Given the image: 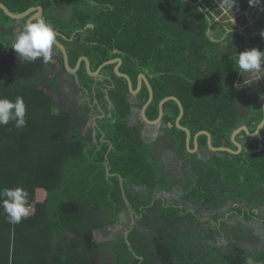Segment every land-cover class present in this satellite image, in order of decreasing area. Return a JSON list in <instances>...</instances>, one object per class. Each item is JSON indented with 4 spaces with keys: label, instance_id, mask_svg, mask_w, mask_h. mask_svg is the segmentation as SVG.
Returning <instances> with one entry per match:
<instances>
[{
    "label": "trees",
    "instance_id": "16d2710c",
    "mask_svg": "<svg viewBox=\"0 0 264 264\" xmlns=\"http://www.w3.org/2000/svg\"><path fill=\"white\" fill-rule=\"evenodd\" d=\"M217 1L0 0V3L14 14L42 7L46 22L57 33V41L67 46L65 42L72 40L74 44L68 45L77 48L72 50L75 54L70 58L71 68L81 56L77 51L79 45L85 50L88 45L89 56L95 59V69L106 61L122 59L120 71L131 75L134 90L138 75L146 74L154 92L153 102L146 110L150 121L158 119L163 99H179L184 108L180 125L191 132V149L195 148L194 137L206 131L211 134L214 147L237 151L232 142L233 132L247 126L253 133L263 121L264 86L254 93L238 86L241 74L235 61L239 52L250 49L248 44H259L256 48L264 51V37L250 39L236 30L225 35L226 31L220 30L222 26L212 33ZM237 5L234 7L238 12H245L250 6L248 0H237ZM11 22V26L8 25ZM17 22L0 9V98L14 101L22 96L30 111L26 112L31 114L38 106L37 99L44 98L43 93L38 91L37 99L32 100L17 93L13 84L22 87L48 81L50 69L48 62L42 59L5 62V57L13 56L10 39H14L13 24ZM60 61L61 67L54 77L67 73L62 57ZM114 67H105L114 75V86L111 85L109 91L112 109L104 119L106 140L110 142L98 141V145L86 147L85 151V145H81L79 152L76 148L72 155H68L65 144H60L64 147L63 153L59 149L57 158L50 159L48 154L38 156L28 145L14 143L17 132L25 134L14 122L0 126V191L22 187L35 209L19 224H11L0 206V264H72L69 251L75 249L68 248L69 227L78 230L76 237L82 241L83 252L95 253V259L89 264H248L250 259L255 263L264 261V252H252L242 244L245 238L250 239L243 230L225 232L228 227L219 213L229 199L237 201L230 215H242L246 220L258 216L255 211L239 208V203L264 206V130L258 138H251L245 132L236 137L239 144L253 151L262 144L261 152L212 153L211 159L206 161L187 151L186 133L175 125L180 108L176 102L168 101L163 106L164 117L158 124L168 140L165 142L162 135L163 141L158 142L165 151L176 152L187 167L181 181L177 182L167 175L154 145L144 139L143 126L147 125L144 119L139 117L137 124L132 123L149 98L147 86L144 85L136 99L132 98L127 80L118 77ZM79 72L86 74L84 64ZM80 84L89 90L93 85L85 83L84 79ZM64 119L56 122L58 128L64 130L63 134H69L70 124ZM51 121L44 117L46 126ZM169 124L173 127L169 128ZM48 140L50 144L52 139L48 137ZM198 144L201 150L206 149L207 136H200ZM76 145L79 144L73 146ZM107 170L112 176L107 175ZM120 178L129 206L122 194ZM175 182L183 184L182 200L205 202L206 210L214 212L213 226L206 236H196L188 224L182 227L186 224L183 216L192 223L198 220L192 212L177 204L170 203L153 211L150 207L155 200L142 203L144 192L158 188L167 190ZM40 188L47 192L43 202L38 198L37 189ZM129 207L136 217L135 224L129 216ZM120 208L130 219L128 234L96 243L95 231L116 225ZM150 216L154 218L153 229L141 230L140 226L152 221L148 219ZM215 231L232 239L229 248L222 249L216 244Z\"/></svg>",
    "mask_w": 264,
    "mask_h": 264
},
{
    "label": "rangeland",
    "instance_id": "374dc122",
    "mask_svg": "<svg viewBox=\"0 0 264 264\" xmlns=\"http://www.w3.org/2000/svg\"><path fill=\"white\" fill-rule=\"evenodd\" d=\"M215 7H216V12L214 13V16H215V18L220 20L221 25H222V27H220V30H222V31L225 30L226 33H228L229 30L241 31L248 36H253V35L259 34V32L255 26L252 27L253 25H250L251 23L250 24L246 23L247 19L245 18V14L241 15V13L238 12V15H239L238 16L236 11H235L236 9L234 7H233V12H232L226 6L220 4L219 0L215 3ZM67 14H70V11ZM11 24H12V22L8 25L11 26ZM23 25H25V24L21 25L19 22H17L15 24H13V27L15 28V30L17 29L19 31V30H22ZM14 34H16V33L14 32ZM14 37H15V35H14ZM214 37H215V34H214ZM13 40L14 39H10L11 43ZM65 44L67 45L65 47H66V49H68L67 50L68 53H70L71 56H74L75 53L72 50H76L77 48L72 47L71 45H68L67 42H65ZM76 44H79V43H76ZM71 47H72V49H71ZM85 47H86L85 55H89L90 54V51L88 49L89 46L86 45ZM12 54H13V56H9V57L4 58L6 63H11V62H14L15 60H20V58L16 55L14 50L12 51ZM50 62H48L49 66H50ZM52 62H54L53 63L54 64L53 69H51L52 73H49V75H51V77H53V75H56L59 71V69H58L59 64L57 61V57L54 58ZM85 70H86V74H83V75H85V77L88 78L91 83H93V79L95 82V78L93 76H91V74H89V72L87 70V66H85ZM92 71L96 72L95 69L94 70L92 69ZM2 76H5V73L2 74ZM59 76L60 77H56V78H58L57 79L58 80L57 86H55V85L53 86L49 82L42 83L40 85L36 84V85H32V86H22V87L18 86V84H13V87L17 93L22 94V95H27L32 100H34L35 98L37 99L36 94L38 91H39V93H41L40 91H44V93H43L44 98H41V100L37 99V100H39V103L37 106L38 109L35 106L34 108L37 109L36 111H34V108H33L31 114L28 113V112H30L28 110H27L28 112H26V120H27V122H29L28 126L31 125L32 127L28 128V126H25L23 128L24 133H25L23 136L20 132H17V134L15 135L14 143H17L16 145L21 144V146H23V147H26L28 145V146L32 147V152L37 153L38 156L46 157L48 154L47 158L49 157L50 159L51 158H54V159L57 158V154L59 155V152H58L59 149H60V152H62V153L64 151L63 150L64 147H62L60 145H57V147H56V145H54L52 141L49 144V140H48V137L51 138V136L54 135L56 129L59 130V128H58L59 125L57 124V126H55L52 123H48V125L46 126V122H44V117H49V119H51V106H52V100L54 97V94L52 93L54 91H52V90L54 87H56V88L59 87L60 90H64L67 88L70 91L69 96H71V98H74L77 94L76 90L78 88V86H77L78 84H77L76 79L74 81V80H72V78L69 75H66V74H61ZM249 78H250L249 74H247V73L241 74L239 79H238V83H239L238 86H242L245 84L246 86L251 88V90L253 89L254 91L251 93H254L255 91H258V88L261 86V82L264 79L262 78L259 81H253L251 83H248ZM79 84H80V82H79ZM146 86L148 89L149 86L147 83H146ZM93 87L94 86L92 85V88ZM40 97H42V96H40ZM76 97H77V100H79V103L84 102L83 96L80 98H78V96H76ZM86 97H88V96H86ZM132 98L136 99V96L133 95ZM56 101H57V97L56 98L54 97V103ZM68 102H69V100H68ZM130 102H131V100H130ZM263 103H264V100H263ZM159 107H160V104H159ZM138 118H139V115L137 116V118L133 119V122L138 123L139 122ZM168 127L171 128L170 124ZM143 130H144L143 131L144 139L147 142H151L154 145V148L158 149L159 159L162 162L163 168L167 170V175L171 176L172 179L173 178L176 179L177 182H180L182 179V176H184L185 171L187 170V167H184V162H183L182 158H180L176 152H174L173 150L165 151L164 149H162L160 151L162 145L161 146L156 145V143L158 144L159 136H160V138L162 137V135H161L162 131L160 130V126H151V125L147 124L146 126H143ZM163 137H165L164 141L167 142L168 135H163ZM43 141H45L44 146L42 145ZM152 141H156V142H152ZM5 144L10 145V143H5ZM49 146H50V148H49ZM2 147L4 148V146H2ZM76 151L79 152V150H76ZM187 151L189 152L188 149H187ZM212 153H214V152H212L211 150L206 148V149H203V150L200 149L199 151H197L196 155L200 159L209 161L211 159V155H213ZM177 182L172 184L167 190H163V189L158 188L154 191L144 192L143 195L141 196L142 203L148 204V203H151L155 200L154 204L150 207L153 211H159L164 205H168L170 203H175L178 206H180L183 210H185L187 212H192L198 220L196 223L195 222L192 223V222H189V220L183 216L184 221L186 223L185 225L182 226L183 228L188 224V226L194 231V233L198 237H199V235H206L208 232H211V229L213 226V223L211 220H212V216H213L214 212L206 210V203L205 202H198V203L196 202L195 203V202H191V201L186 202V201L182 200L181 196L185 190H184L183 184L177 183ZM46 194H47V192H46ZM126 199H127V197H126ZM124 200H125V198H124ZM235 202H237V201H235L233 199H229V200L224 202V206L219 212L221 217L226 218L223 223L226 224V226L228 227L227 229H231L233 231L243 230L245 236H248V238L253 239V241H250V240L248 241L245 238L246 242L244 241L242 243L250 251H252V252H256V251L264 252V206H259L256 203L248 204L245 201L243 203H239L240 204L239 208H241V209H247V210H251V211H255V212H256V210H258L257 211L258 218H252L251 220H246L245 216L239 215V216L233 217V216L229 215L232 207H234V205H236ZM126 204L128 206L130 205L128 199H127ZM128 213H129L130 218L132 219V223H134V224L137 223L136 219H135L136 217H135V215L132 212V209L130 207L128 209ZM148 219L152 220V221L150 222L148 220L150 222L149 225L144 224L143 226H140L141 230L144 231L146 229H148V230L153 229L152 223H153L154 218L150 216ZM129 223H130V219L128 217V214L120 208L119 213H118L117 223L115 226H109L104 231L102 230L101 232L95 231L96 243H102L103 240L110 241L114 238L116 239V238H122V237L126 236L128 234L127 226L129 225ZM77 231L78 230H76L75 228L72 229L69 227V229H68V235H67L68 248L69 249H75V250L69 251L70 256H71L70 257L71 263L72 264H89V261L95 259V253L93 252L91 254V253H84L83 252L84 249H83L82 241H81V239H78L76 237V234H78ZM214 235H215L216 244L220 248L227 249L232 244V239L229 238L228 236H226L224 233H221L219 231H215ZM73 238H75V240L73 242H69ZM29 243L32 244V242H29ZM99 260H100V258L97 257L96 261L99 262ZM93 264H94V262H93ZM248 264H255V263L253 262L252 259H250Z\"/></svg>",
    "mask_w": 264,
    "mask_h": 264
},
{
    "label": "flooded vegetation",
    "instance_id": "af4514ba",
    "mask_svg": "<svg viewBox=\"0 0 264 264\" xmlns=\"http://www.w3.org/2000/svg\"><path fill=\"white\" fill-rule=\"evenodd\" d=\"M36 13H37V10L32 12L31 14H29V16H27L26 18L19 20L18 22L21 25L27 24L28 20L30 18L34 17ZM38 17L43 18L46 21V17L44 15V12L42 13V15H40ZM35 20H33L32 22H34ZM55 33H56V31H55ZM66 40H69V39L66 38ZM67 43L68 44H71V43L74 44L72 42V40H69V42H67ZM61 44L63 45V43H61ZM55 48L53 50V58H52L51 62L53 61L54 58L57 57V61L59 64L58 69H59L61 67L60 58L61 57L63 58V54H62L61 50L56 45H55ZM64 48L67 52L68 59H69V66H70V58L73 56H71L70 53H68L65 46H64ZM77 51L81 54L80 58L77 60V64L80 62L81 59L85 58L89 62L91 72H93L92 69L93 70L95 69V59L91 58L89 55H85V49L83 46L79 45V48ZM116 59H120V58H116ZM116 59H112V60H116ZM112 60H109V61H112ZM51 62H50V66H49V63L47 66L50 69L48 71L49 73H52L51 69H53V65H54L53 64L54 62H52V63ZM107 62L108 61H106L103 64L96 67L95 70H96V72H99V74L95 77V82L93 79L92 84L94 87L91 88V90H89L88 88H85V86H82L81 84H79V82L83 79H84L85 83H87V84L90 83V81L85 77V75H83V73L79 72L82 64H84V66H87V63L85 60L81 61L80 68L77 71V75H76L77 78L75 77V75L70 74L66 70L67 71L66 75H69L72 78V80L74 79V81L76 79L77 84H78L77 85L78 88L76 90V93H77L76 96H78V98L83 96L84 97L83 103H79V100H77L76 96L74 98H71V96H69L70 91L67 88L64 90H60L59 87L58 88L54 87L52 90V91H54L52 93L55 94V96L57 97V101L55 103L52 101V106H51V119H52V121H51V123L53 125L57 126V124H58V122H56L57 119L62 120L63 118H66V119H64V121L69 122L70 130L68 131L69 134H63L64 130L59 129V130H61V133H60L56 129L54 135L51 136V139H52L53 144L56 145V147H57V145L65 144L66 145L65 148L69 152L68 155H71L72 152L75 151L76 148H77L76 150H79L81 145H85V148H84V151H85L89 147H94L95 145H98L97 144L98 141L110 142L109 140H106L107 132L104 128V119L106 118L107 113L112 109V103L110 102L111 101V95H110L109 91L112 90L111 85L114 86V78H113L114 75L112 73H110L108 70L106 71L105 67L109 66V65H105ZM63 63H64V58H63ZM77 64L72 69H75L77 67ZM122 64H123V60H122ZM122 64H121V66H122ZM110 65L115 66L114 72L116 73V67H117L118 63L110 64ZM121 66L119 67V71H120ZM64 67H65V65H64ZM70 68H71V66H70ZM96 72H93V73H96ZM63 74H65V73H63ZM122 74H126L129 76V78L132 82V87L134 88V81H133L131 75L126 73V72L122 73ZM140 75L141 74H139L137 77V85H136L135 91L139 90ZM142 75H144L146 77L148 84L151 86V83L148 80L147 75L146 74H142ZM49 76H50V79L48 81L46 80L42 83L49 82L53 86L54 85L57 86V81H58L57 79L58 78L54 77L55 75H53V77H51V75H49ZM57 77H60V76L57 75ZM107 81H108V83H107ZM42 83H39V85ZM144 85L146 86V82L142 80V88L140 89V92L137 94H135V93H132V94L135 96H137L138 94H141L142 90L144 89ZM128 86H129V84H128ZM151 88H152V86H151ZM129 90H130V88H129ZM148 91H149V87H148ZM130 92H131V90H130ZM86 96H88V97H86ZM108 97L110 100H108ZM149 98H150V92H149ZM149 98L146 101L145 105L148 103ZM68 100H69V102H68ZM145 105L143 106V108L145 107ZM143 108H142V110H143ZM142 110H141V113L137 114V116L139 115V117H141V118H142ZM159 115H160V108H159ZM137 116L135 118H137ZM146 117H147V115H146ZM67 118L69 120H67ZM177 120H178V118L176 119V122H175L176 126H177ZM132 123L135 124V122H133V120H132ZM180 123L181 122L179 121V124ZM151 126H158V125H151ZM74 133L76 135H74ZM100 134H101V136H100ZM161 135H163V134L161 133ZM159 140L163 141V139H161L160 136H159ZM74 143L79 144V145H76L74 147L73 146ZM156 145L161 146L162 144L160 145L158 142V144L156 143ZM162 149H163V146L161 147L160 151ZM156 156L159 158L158 149H156Z\"/></svg>",
    "mask_w": 264,
    "mask_h": 264
},
{
    "label": "clouds",
    "instance_id": "9594fccd",
    "mask_svg": "<svg viewBox=\"0 0 264 264\" xmlns=\"http://www.w3.org/2000/svg\"><path fill=\"white\" fill-rule=\"evenodd\" d=\"M262 0H248L249 5L261 3ZM220 4L233 12L237 6V0H220ZM227 35V33L225 34ZM264 37V31L261 32ZM56 44V33L52 25L43 18H37L34 22L23 25L22 30L15 34L11 49L21 61L35 62L42 59L47 63L53 58V49ZM237 71L240 74H249L248 83L264 78V51L253 47L239 52L236 58ZM27 107L22 96H17L14 101L0 98V126H7L14 122L17 129L27 125L25 119ZM264 128V121L259 122L255 131L250 135H258L259 129ZM28 193L22 187L5 188L0 191V206L11 224H19L26 219L31 208L27 202Z\"/></svg>",
    "mask_w": 264,
    "mask_h": 264
},
{
    "label": "water",
    "instance_id": "95a60500",
    "mask_svg": "<svg viewBox=\"0 0 264 264\" xmlns=\"http://www.w3.org/2000/svg\"><path fill=\"white\" fill-rule=\"evenodd\" d=\"M0 9L5 13L6 16H8L10 19L14 20V21H19V20H22L24 18H26L27 16H29V14H31L32 12L36 11L37 10V13L35 14L34 17L30 18L28 20L27 23L29 22H32L33 20H35L38 16L42 15L43 13V8L42 7H33L31 9H29L28 11L22 13V14H14L12 12L9 11V9L2 3H0ZM88 27H90L91 29L94 28L93 25H89ZM15 30V28H14ZM62 52L63 54V58H64V65H65V68L67 69V71L70 73V74H73V75H77V71L79 70L80 68V64H81V61L82 60H85L86 63H87V70L89 72V74H91V76H93L94 78L99 74V72H96V73H93L91 72L90 70V65H89V62L87 59L83 58L80 60V62L77 64V67L75 69H72L70 68L69 66V59H68V55H67V52L64 48V46L62 44H60L57 40H56V44H55ZM118 63L117 67H116V74L119 76V77H122V78H125L127 81H128V84H129V88L131 90L132 93H137V91H134L132 89V82L129 78L128 75L126 74H122L120 71H119V67L121 66L122 64V60L121 59H116V60H112V61H108L105 65H110V64H116ZM77 78V77H76ZM142 80L145 81L147 84H148V81L146 79V77L144 75H140V80H139V90L142 88ZM149 86V92H150V98H149V101L148 103L145 105V107L143 108L142 110V118L144 119V121L149 124V125H156L158 124L161 119L163 118V105L170 101V100H173L175 102H177L179 108H180V116L177 120V126L180 130H183L186 132V135H187V139H186V145H187V148L189 150V153H192L194 154L197 150H198V138L199 136H207V147L209 150H211L212 152L214 153H219V152H227V153H230V154H235V155H238L240 154L242 151H245L247 153H256V152H261L262 149H263V145L260 144L259 145V149L256 150V151H253V150H250L248 148H243V146L241 144H239L237 141H236V137L241 133V132H245L247 134V136L251 137V138H257L260 136V134L262 133L263 129L264 128H261L259 129V134L258 135H250V132L248 130V128L246 126H242L240 128H238L233 134H232V142L235 144V146L238 148L237 151H234V150H231L229 148H225V147H220V148H215L213 145H212V136L210 135V133L206 132V131H202L200 133H198L195 138H194V145H195V148L194 150H191L190 149V140H191V133L190 131L185 128V127H182L180 126L179 124V121L181 120V118L183 117L184 115V108L182 106V103L175 97H168V98H165L164 100H162V102L160 103V115H159V118L156 120V121H149L146 117V110L148 108V106L152 103L153 101V98H154V93H153V90L151 88V86L148 84ZM108 100H109V97H108ZM263 112H264V104H263ZM263 121H264V118H263ZM171 126V125H170ZM196 150V151H195ZM107 175L108 176H112L109 171H107ZM120 183H121V188H122V193H123V196L125 198V201L127 202V199H126V194H125V191H124V188H123V180L122 178H120Z\"/></svg>",
    "mask_w": 264,
    "mask_h": 264
},
{
    "label": "crops",
    "instance_id": "0c3cea01",
    "mask_svg": "<svg viewBox=\"0 0 264 264\" xmlns=\"http://www.w3.org/2000/svg\"><path fill=\"white\" fill-rule=\"evenodd\" d=\"M215 5V4H214ZM235 8V7H234ZM236 13H237V15H238V11H236ZM241 13V15H243V14H245V18L247 19L246 21V23L247 24H250V25H253L252 27H256V29L258 30V32H259V34H256V35H253V36H249V38L251 39V38H254L255 36H259V35H261V32L262 31H264V0H262V2L261 3H259V4H255V5H251V6H249V8L247 9V11H245V12H240ZM239 16V15H238ZM214 21H215V25H214V28H212L211 27V32L212 33H216V29L219 27V26H222L221 25V22H220V20H218L217 18H215V16H214ZM20 31V30H19ZM232 30H229L228 32H231ZM14 32L15 33H17L18 32V30L16 29V30H14ZM239 32H241V31H239ZM243 33V32H242ZM248 36V35H247ZM223 37H221V39H222ZM217 39H220V38H217ZM220 39V40H221ZM258 45L259 44H248V48H253L254 46L255 47H258ZM231 48H235V46H231ZM54 50V49H53ZM264 79V78H263ZM239 85V84H238ZM242 86H244V87H246V90L248 91V93H251V92H253L254 90L252 89L251 90V88H249L248 86H246L245 84L244 85H242ZM261 86H264V80L261 82ZM260 86V87H261ZM259 87V88H260ZM258 88V89H259ZM42 93H44V91H41V93L40 94H42ZM54 97L56 98V96H55V94H54ZM54 97H53V102H54ZM261 105H262V107H263V102L261 103ZM263 114H264V112H263ZM199 139V138H198ZM197 139V140H198ZM37 193H38V198H39V200L40 201H44V199H46V191L44 190V189H37ZM45 193V194H44ZM259 206H261V205H259ZM233 210V207H232V209L230 210V213H231V211ZM257 211L258 210H256V214H257ZM230 215V214H229ZM231 216V215H230ZM240 216H242V215H240ZM223 218V220H225L226 218L225 217H222ZM258 218V217H257ZM111 226H115V225H111ZM146 230H148V229H146ZM146 230H144V231H146ZM152 230V229H151ZM229 230H231V229H225V232H229ZM149 231V230H148ZM240 231V230H239ZM239 231H235V232H239ZM207 235V234H206ZM206 235H203V236H206ZM214 237H215V235H214ZM115 239V238H114ZM114 239H112V240H114ZM116 239H119V238H116ZM250 241H253V239L252 238H250L249 239ZM105 241V240H104ZM258 252H262V251H258ZM254 262V261H253ZM255 263V262H254ZM255 264H264V261H259V263H255Z\"/></svg>",
    "mask_w": 264,
    "mask_h": 264
},
{
    "label": "bare ground",
    "instance_id": "6f19581e",
    "mask_svg": "<svg viewBox=\"0 0 264 264\" xmlns=\"http://www.w3.org/2000/svg\"><path fill=\"white\" fill-rule=\"evenodd\" d=\"M39 7H40V6H39ZM30 9H31V8H30ZM59 43H60V42H59ZM60 44H61V43H60ZM132 89H133V87H132ZM152 90H153V89H152ZM134 91H135V90H134ZM139 92H140V90L137 91V93H139ZM131 93H132V92H131ZM137 93H135V94H137ZM153 93H154V92H153ZM175 98H176V97H175ZM153 99H154V98H153ZM163 100H164V99H163ZM178 100H179V99H178ZM170 101H171V100H170ZM172 101H173V100H172ZM179 101H180V100H179ZM152 102H153V101H152ZM166 103H167V102H166ZM263 104H264V103H263ZM164 105H165V104H164ZM164 105H163V106H164ZM182 106H183V105H182ZM179 116H180V115H179ZM183 116H184V115H183ZM163 117H164V111H163ZM178 118H179V117H178ZM182 118H183V117H182ZM182 118H181V119H182ZM148 120H149V119H148ZM149 121H150V120H149ZM161 121H162V119H161ZM161 121H160V122H161ZM180 121H181V120H180ZM160 122H159L158 124H160ZM158 124H156V125H158ZM170 125H171L170 127H173L172 124H170ZM180 126H181V125H180ZM182 127H183V126H182ZM246 127H247V126H246ZM188 130H189V129H188ZM236 130H237V129H236ZM236 130H235V131H236ZM263 130H264V129H263ZM182 131H183V130H182ZM189 131H190V130H189ZM235 131H234V132H235ZM184 132H185V131H184ZM234 132H233V133H234ZM185 133H186V132H185ZM190 133H191V132H190ZM199 133H200V132H199ZM210 135H211V134H210ZM186 136H187V135H186ZM191 137H192V136H191ZM199 137H200V136H199ZM194 138H195V137H194ZM186 139H187V137H186ZM190 145H191V140H190ZM212 145H213V144H212ZM186 146H187V145H186ZM242 146H243V145H242ZM207 148H208V147H207ZM215 148H216V147H215ZM243 148H244V146H243ZM187 149H188V148H187ZM190 149H191V146H190ZM191 150H194V149H191ZM199 150H200V148H199V144H198V150H197V151H199ZM231 150H232V149H231ZM195 151H196V150H195ZM197 151H196V152H197ZM196 152H195L194 154H196ZM219 153H221V152H219ZM191 154H192V153H191ZM107 171H109V170H107ZM107 171H106V172H107ZM109 173H110V172H109ZM109 177H110V176H109ZM122 180H123V179H122ZM27 200H28V201H27V202H28V205H29L30 208H31V212H34L35 209L31 206V204H30V200H29L28 198H27ZM132 212H133V211H132ZM30 215H31V214H30Z\"/></svg>",
    "mask_w": 264,
    "mask_h": 264
}]
</instances>
